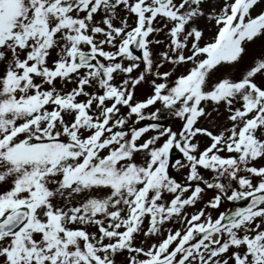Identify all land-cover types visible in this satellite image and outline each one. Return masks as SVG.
I'll use <instances>...</instances> for the list:
<instances>
[{
    "label": "snow or ice",
    "instance_id": "6c2138e0",
    "mask_svg": "<svg viewBox=\"0 0 264 264\" xmlns=\"http://www.w3.org/2000/svg\"><path fill=\"white\" fill-rule=\"evenodd\" d=\"M0 264H264V0H0Z\"/></svg>",
    "mask_w": 264,
    "mask_h": 264
},
{
    "label": "rangeland",
    "instance_id": "374dc122",
    "mask_svg": "<svg viewBox=\"0 0 264 264\" xmlns=\"http://www.w3.org/2000/svg\"><path fill=\"white\" fill-rule=\"evenodd\" d=\"M210 35H211V33H207V34L205 35V39L209 38ZM260 43H261V42L258 40V41L256 42V45H254V47L259 48ZM208 119H209V120H213V119H215V114H212L211 116H209ZM142 123H143V122H142ZM202 143H204V141H202ZM176 158H179V154H177ZM208 195L210 196L211 193H209ZM225 207H227V205H225ZM213 215L215 216L216 213L213 212ZM176 226L178 227V225H176ZM168 227H173V225H168Z\"/></svg>",
    "mask_w": 264,
    "mask_h": 264
},
{
    "label": "water",
    "instance_id": "95a60500",
    "mask_svg": "<svg viewBox=\"0 0 264 264\" xmlns=\"http://www.w3.org/2000/svg\"><path fill=\"white\" fill-rule=\"evenodd\" d=\"M237 206H245V205H244V202L241 201V202H238V203H237Z\"/></svg>",
    "mask_w": 264,
    "mask_h": 264
}]
</instances>
